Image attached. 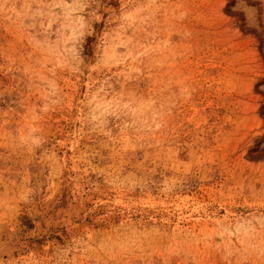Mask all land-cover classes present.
<instances>
[{"label":"rangeland","instance_id":"obj_1","mask_svg":"<svg viewBox=\"0 0 264 264\" xmlns=\"http://www.w3.org/2000/svg\"><path fill=\"white\" fill-rule=\"evenodd\" d=\"M0 264H264V0H0Z\"/></svg>","mask_w":264,"mask_h":264}]
</instances>
